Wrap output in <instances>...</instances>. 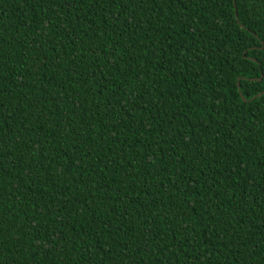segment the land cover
I'll use <instances>...</instances> for the list:
<instances>
[{"label":"trees","instance_id":"1","mask_svg":"<svg viewBox=\"0 0 264 264\" xmlns=\"http://www.w3.org/2000/svg\"><path fill=\"white\" fill-rule=\"evenodd\" d=\"M0 264H264V0H0Z\"/></svg>","mask_w":264,"mask_h":264},{"label":"water","instance_id":"2","mask_svg":"<svg viewBox=\"0 0 264 264\" xmlns=\"http://www.w3.org/2000/svg\"><path fill=\"white\" fill-rule=\"evenodd\" d=\"M239 89H240V87H239ZM242 98H243L244 101H246V99L244 97H242Z\"/></svg>","mask_w":264,"mask_h":264}]
</instances>
